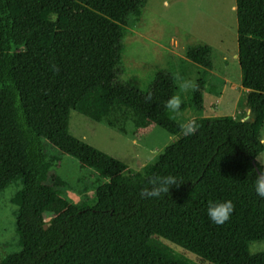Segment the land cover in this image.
I'll list each match as a JSON object with an SVG mask.
<instances>
[{"label":"trees","instance_id":"trees-1","mask_svg":"<svg viewBox=\"0 0 264 264\" xmlns=\"http://www.w3.org/2000/svg\"><path fill=\"white\" fill-rule=\"evenodd\" d=\"M147 3L0 0V135L16 128L23 143L11 203L33 215L32 222L18 216L21 251L0 264H264V253L250 252V243L264 241V199L253 189L264 152V0H236L249 119L197 118L191 136L170 118L168 102L123 79L125 39ZM212 53L199 45L186 54L212 67ZM72 111L124 135L129 123L137 131L149 123L176 140L143 172L130 174L125 163L70 133ZM48 148L95 173L93 206L62 196L65 183L51 171ZM168 174L182 183L159 198L141 195L150 180ZM226 199L235 205L230 220L211 223L208 204Z\"/></svg>","mask_w":264,"mask_h":264},{"label":"rangeland","instance_id":"rangeland-1","mask_svg":"<svg viewBox=\"0 0 264 264\" xmlns=\"http://www.w3.org/2000/svg\"><path fill=\"white\" fill-rule=\"evenodd\" d=\"M237 20L236 0H148L141 21L125 39L123 79L146 96L178 105L170 107L169 115L183 126L208 115L207 108L212 120H248L247 91L242 87L241 67L235 57ZM199 45L212 48L213 69L207 70L187 58L186 53ZM202 77L206 83L204 91L200 85ZM200 102L206 113H192ZM184 103L188 107L182 111ZM128 132V135L121 134L104 123L71 112L70 133L125 163L130 174L143 172L176 140L175 136L149 123H144L139 131L129 123ZM260 138L264 142V125ZM22 146L16 128L0 135V261L21 251L16 233L18 216L23 221H33L30 211L11 203L19 191L14 177L24 167ZM47 152L54 161L52 173L65 183L60 188L62 196L77 206H93L100 185L95 173L82 169L74 157L52 148ZM257 161L264 167V152ZM170 245L198 261L194 254ZM250 252L264 253V241L250 243Z\"/></svg>","mask_w":264,"mask_h":264},{"label":"clouds","instance_id":"clouds-1","mask_svg":"<svg viewBox=\"0 0 264 264\" xmlns=\"http://www.w3.org/2000/svg\"><path fill=\"white\" fill-rule=\"evenodd\" d=\"M187 87V85H185ZM178 105L169 104L168 107H175ZM197 125L194 122H190L183 128L184 136H191L197 130ZM181 180L172 174L157 176L149 181V187L141 191V195L148 198H159L162 194L169 193V190L173 186H179ZM255 195L264 199V167H261L259 174L256 175V179L253 184ZM235 205L232 200L226 199L222 201L210 202L206 208V214L211 223L215 225H222L230 220L234 211Z\"/></svg>","mask_w":264,"mask_h":264},{"label":"crops","instance_id":"crops-1","mask_svg":"<svg viewBox=\"0 0 264 264\" xmlns=\"http://www.w3.org/2000/svg\"><path fill=\"white\" fill-rule=\"evenodd\" d=\"M235 57L238 58V52L235 53ZM204 68L207 69V70H211V69H213V68H211V67H204ZM205 84H206V83H205V79H203V77H202V78L200 79V85H201V90H202V91H204L203 88H204ZM189 106H190V108H191V105H190V104H189ZM205 107H206V106H205ZM195 109H196V111H194V112H192V113H197V115H200V114L203 115V113H206L205 110H202V109H201V102L199 103V105L196 106ZM207 109H208V110H207V114H208V115H206V116H202V117H206V118L211 117V115L209 114V113H210L209 108H207ZM249 111H250V110H249ZM209 115H210V116H209ZM248 116H249V115H248ZM202 117H201V118H202ZM211 118H212V117H211ZM209 119H210V118H209Z\"/></svg>","mask_w":264,"mask_h":264},{"label":"water","instance_id":"water-1","mask_svg":"<svg viewBox=\"0 0 264 264\" xmlns=\"http://www.w3.org/2000/svg\"><path fill=\"white\" fill-rule=\"evenodd\" d=\"M50 226H51V224L48 223V224L44 225V229L47 230Z\"/></svg>","mask_w":264,"mask_h":264}]
</instances>
